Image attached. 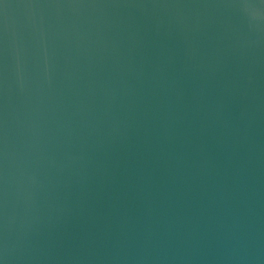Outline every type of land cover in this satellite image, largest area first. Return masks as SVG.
Returning <instances> with one entry per match:
<instances>
[{
  "label": "water",
  "instance_id": "1",
  "mask_svg": "<svg viewBox=\"0 0 264 264\" xmlns=\"http://www.w3.org/2000/svg\"><path fill=\"white\" fill-rule=\"evenodd\" d=\"M0 264H264V0H0Z\"/></svg>",
  "mask_w": 264,
  "mask_h": 264
}]
</instances>
